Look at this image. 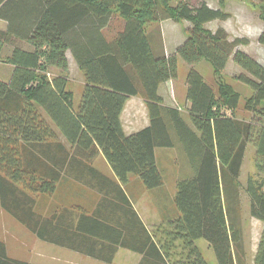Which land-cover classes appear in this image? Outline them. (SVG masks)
Masks as SVG:
<instances>
[{"label": "trees", "instance_id": "obj_1", "mask_svg": "<svg viewBox=\"0 0 264 264\" xmlns=\"http://www.w3.org/2000/svg\"><path fill=\"white\" fill-rule=\"evenodd\" d=\"M172 0H0V58L13 66L9 80L0 77V207L40 240L105 263L119 249L142 256L138 264H209L198 240L214 250L218 264H249L241 214V168L248 145L255 148L256 173L245 186L251 217L264 223V64L240 48L224 27L205 24L227 20L228 12L210 7L172 6ZM118 14L125 29L110 39L104 32ZM264 22V0H261ZM187 20L186 40L167 53L161 31L146 26ZM22 41L32 48L17 45ZM259 42L264 45V26ZM68 52L84 76L81 100L67 89ZM179 59L189 65L209 61L222 74L231 59L249 85L248 119L236 111L241 95L222 84L218 98L203 75L187 76L189 124L179 108L166 106L161 83L176 81ZM58 74L50 76V72ZM144 99L150 125L126 134L121 115L131 97ZM229 110L230 113H226ZM181 146L189 172L176 182L170 218L175 238L187 254L171 260L165 245L144 223L123 185L138 177L149 190L165 180L157 149ZM103 154L118 180L92 165ZM86 175L100 198L91 211L80 204L50 215L36 209L34 194H53L66 172ZM0 264H36L8 255L0 239ZM264 264V228L254 257Z\"/></svg>", "mask_w": 264, "mask_h": 264}, {"label": "rangeland", "instance_id": "obj_2", "mask_svg": "<svg viewBox=\"0 0 264 264\" xmlns=\"http://www.w3.org/2000/svg\"><path fill=\"white\" fill-rule=\"evenodd\" d=\"M205 1L210 7L222 9L230 14L227 20H215L205 24V28L215 31L219 27H224L231 39L241 38L248 43L240 46L242 50L256 58L264 64V45L258 40L260 32L264 26L261 18V0H172V6H181L188 4L190 7H197ZM191 22L181 20H163L151 23L146 26L148 32L158 33L161 31L165 38L163 39L166 50L171 54L186 40L187 30ZM1 27V25H0ZM125 20L118 14L109 18V23L104 29L105 34L110 39L115 38L125 29ZM17 45L26 49L32 48L30 45L17 40ZM13 46L5 44L2 50L1 58L10 54ZM72 68L69 71V80L67 89L74 93V107H77L81 100L84 89V76L80 69L75 65L76 60L73 54H68ZM0 58V76L6 77L9 73V66ZM191 69L198 70L204 77L205 81L210 84L217 97H220V87L222 84L231 86L241 95L240 104L236 111L239 118L248 119L250 114L245 110V103L253 95L252 88L244 82L237 79V75L245 71L231 59L226 70L218 75L212 64L207 60H202L195 65H189L182 59H179V76L172 84L173 90L167 95V102L172 103L179 108L184 119L190 122V110L187 105V76ZM58 70L50 72V76L58 74ZM171 88V89H172ZM172 101V102H170ZM165 104V102H164ZM166 105V104H165ZM168 106V105H166ZM230 113L229 110H225ZM158 149V164L163 174L165 183L162 187L146 191L143 182L136 176L129 178L130 182L126 188L130 195L135 208L143 215L148 224L155 220L162 219L161 225L151 226V231L156 234L157 238L165 245L169 252L171 260H179L186 256L187 250L179 238H175L173 228L170 225V218L177 215L174 205V195L176 193V182L182 172H189L190 165L186 159L181 146L173 148L169 153L162 152ZM255 148L248 145L244 157V164L241 168V214L244 231V242L246 251L249 256L257 248L259 243V232L261 220L251 217L249 211V199L245 191V186L250 174L256 173L255 168ZM105 157H100L98 168L104 169ZM112 179V178H111ZM89 178L77 174L75 169L66 172L64 177L58 183V187L53 194H34L36 198V209L43 215H50L65 209H71L73 206L80 204L89 211L95 208L100 198L98 188L89 183ZM127 184V183H126ZM124 184V187L125 185ZM0 239L3 240L8 249V255L12 258L36 263V264H77L85 261L80 259V255L67 248L60 247L40 240L34 233L28 230L22 223L0 207ZM197 246L204 254L209 264H218L214 250L209 243L203 239L197 241ZM84 258V257H83ZM137 257L120 253L118 259L112 264H135ZM103 264V263H99Z\"/></svg>", "mask_w": 264, "mask_h": 264}, {"label": "crops", "instance_id": "obj_3", "mask_svg": "<svg viewBox=\"0 0 264 264\" xmlns=\"http://www.w3.org/2000/svg\"><path fill=\"white\" fill-rule=\"evenodd\" d=\"M169 20V19H167ZM212 22V21H211ZM0 29L1 30H5L6 27H7V23L0 19ZM165 38L164 34H163V39ZM164 42V41H163ZM166 49V48H165ZM12 51V50H11ZM167 53H170L168 50H166ZM69 54V52H68ZM68 59H69V56H68ZM9 66V73L7 74L6 77H2L0 76L1 78H3L4 80H9L11 75H12V72H13V66L10 65V64H7ZM69 65H70V68H72V64L70 62V59H69ZM75 65L78 67L77 63H75ZM79 68V67H78ZM174 83L173 80H169L167 82H164V83H161L160 86H159V94L163 97L164 99V102L166 105L168 106H171V107H175L172 103L169 104V102H167V95L165 94V91L167 93H171V90H173L172 88V84ZM172 88V89H171ZM187 105L188 107L190 108V102L189 100H187ZM172 102V101H170ZM121 121H122V124H123V128L126 132V134H132L136 131H139L147 126L150 125V117H149V113H148V109H147V106H146V103L144 101L143 98L141 97H138V96H135V97H131L126 105H125V108L123 110V113L121 115ZM162 152H166V153H169L170 151L173 150V148H161ZM157 153V157H158V149L156 151ZM104 156L103 154H101L98 159L93 163V167L98 170L99 172H101L102 174L114 179V180H118L117 176L115 175L112 167L110 166V164L106 163L105 161L104 162H101V163H104V169L102 170L101 168H98V161L100 159V157ZM106 159V158H105ZM107 161V160H106ZM108 162V161H107ZM244 162V161H243ZM244 164V163H243ZM243 166V165H242ZM130 182H128L124 189L127 190L126 186L129 184ZM130 185V184H129ZM146 191H148V189L146 188ZM127 192V191H126ZM130 196V195H129ZM131 198V197H130ZM249 199V198H248ZM132 200V199H131ZM137 210V209H136ZM138 211V210H137ZM138 213L140 214L142 220L144 221V223L146 224V226L151 230V226H154V225H161L159 223H162V219L159 218V220H155L154 222H152V224H148L145 219L143 218V215L138 211ZM260 221V220H258ZM261 222V226H260V232H259V236L261 237V233L263 231V228H264V223L262 221ZM260 240V239H259ZM196 245H197V242H196ZM257 247H258V244H257ZM256 251H257V248L255 250H253V252L251 253V255L249 256L248 254V251H247V260H248V263L249 264H254V257H255V254H256ZM74 253L80 255V259H82V261H85L83 264H99V263H103V264H112V263H105V262H102L100 260H97L95 258H92L90 256H87V255H84V254H81V253H78V252H75ZM120 253H124V254H128V255H135L137 257V261L135 264H138L139 261L141 260L142 256L138 253H135L133 251H130V250H127V249H119V251L117 252L114 260L116 261L118 259V256L120 255ZM84 257V258H83ZM81 261V260H79ZM76 262L77 264H82ZM63 264H68L67 261L64 262Z\"/></svg>", "mask_w": 264, "mask_h": 264}]
</instances>
